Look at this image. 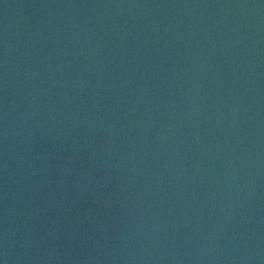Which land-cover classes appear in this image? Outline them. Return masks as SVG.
Segmentation results:
<instances>
[{"label":"water","instance_id":"water-1","mask_svg":"<svg viewBox=\"0 0 264 264\" xmlns=\"http://www.w3.org/2000/svg\"><path fill=\"white\" fill-rule=\"evenodd\" d=\"M0 264H264V0H0Z\"/></svg>","mask_w":264,"mask_h":264}]
</instances>
